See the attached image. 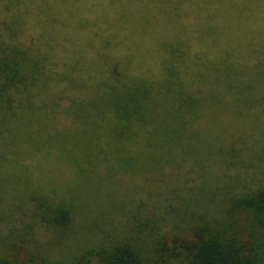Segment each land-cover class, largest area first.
Listing matches in <instances>:
<instances>
[{
  "label": "rangeland",
  "instance_id": "rangeland-1",
  "mask_svg": "<svg viewBox=\"0 0 264 264\" xmlns=\"http://www.w3.org/2000/svg\"><path fill=\"white\" fill-rule=\"evenodd\" d=\"M190 2L0 0V25L25 7L33 11L24 14L18 42L46 57L51 70L69 64L75 77L86 78L98 71L89 66L97 60L104 73L119 64L130 86L161 82L180 39L193 75L192 95L178 82L151 90L152 119L113 108L118 97L95 81L97 74L84 82L83 100L68 105V96L46 90L51 96L11 121L0 118V130L11 129L0 134V258L71 261L90 247L129 241L152 264L158 240L182 235L185 222L225 213L227 199L264 186V0ZM121 13L136 25L175 22L156 37L176 39L163 48L150 34L123 32ZM103 37L111 42L106 50ZM179 107L187 123L176 116ZM131 119L139 128L134 138L124 125ZM120 127L126 135L113 146ZM155 132L149 147L146 135L154 139ZM60 201L75 206L69 235L43 219Z\"/></svg>",
  "mask_w": 264,
  "mask_h": 264
},
{
  "label": "trees",
  "instance_id": "trees-1",
  "mask_svg": "<svg viewBox=\"0 0 264 264\" xmlns=\"http://www.w3.org/2000/svg\"><path fill=\"white\" fill-rule=\"evenodd\" d=\"M219 1V0H218ZM185 0H146V3H182ZM187 3H191L190 0H186ZM194 3H209L208 0H195ZM33 12L29 8L25 7V10L13 14L10 21L4 22L0 25V118L1 122L5 124L15 118L18 113L23 111L28 106H33L35 102H39L46 95L51 96L58 95L68 96L70 102L72 100H83L82 94L84 89V82L92 80L94 76L98 79L97 82L104 81L106 87L118 97L112 103L113 108L122 114L130 113H143L148 119H152L153 114L157 115L156 103L152 104L151 93L156 87L169 86L172 83L178 82L187 95H192L188 83L192 82V71L189 73L187 69L192 70L191 59L186 56V43L183 40L173 38L168 35H164L160 38L156 37L159 33L165 34L169 30H163L165 27H176L175 22L169 24V20L162 21H144L141 24H135L134 22L123 18V13L120 14L121 29L123 32H129L135 34H150L152 35L153 42L156 40L163 41V44L159 43L160 47L165 46V42L171 43L170 37L178 42L175 48H170L172 54L169 56L171 62L169 66L171 68L167 71V61L165 70L167 73L163 76L161 82L154 80L142 82L137 79L136 84L131 85L132 82L129 75L120 69L119 64H114L113 69H109V72L104 73L102 65L97 60L92 61L89 66L98 69L96 73L88 74L86 78H77L73 74V69L69 64H66L64 70L61 72L57 70H51L47 68V58L33 53V50L26 47L24 44L19 43L18 39L21 33L26 27V21H24V14ZM124 19V21H123ZM126 20V21H125ZM182 28L183 25H182ZM53 29V27H51ZM53 34L47 33L46 36ZM172 35V34H171ZM117 36V35H115ZM155 37V38H154ZM102 38V37H100ZM101 40L103 48L106 50L110 47L111 42ZM133 45V44H131ZM89 46V45H88ZM183 48V52L179 50ZM87 47V44L86 46ZM135 50L133 52L139 54L138 47L133 46ZM164 48V47H163ZM167 52V50H165ZM99 58L102 50L98 51ZM183 53V54H182ZM196 51L193 56L200 55ZM192 56V57H193ZM178 58V60H177ZM163 64V63H162ZM178 65V66H176ZM183 65V68L181 66ZM97 67V68H96ZM175 69L177 73L171 72ZM103 69V70H101ZM91 72V71H89ZM191 76L189 77V75ZM184 75V76H183ZM189 77L184 79V77ZM140 81V82H138ZM62 82H66L67 86L63 91H55L59 89ZM163 85L157 86L158 83ZM72 83H79V87L72 86ZM101 86L104 85L100 82ZM133 84V82H132ZM47 85V86H46ZM121 89L130 87L127 92H118L117 88ZM106 89V91L108 90ZM52 92L51 94L47 91ZM71 90H75L77 95L66 94ZM152 90V92H151ZM66 94V95H65ZM125 95V96H124ZM124 96V97H123ZM41 98V99H37ZM126 99L127 102L120 104V99ZM60 104V103H59ZM66 105V106H68ZM122 105L124 108L120 107ZM183 110L182 103L180 104ZM180 107L176 109V116L180 120H184V123L189 121L186 118V110L180 111ZM152 116V117H151ZM134 119L129 122H124V125L129 127L131 137H136L139 134V128L136 129L132 125ZM131 123V124H130ZM140 129H143L142 127ZM10 130L1 129L10 134ZM120 127L117 130V140L112 142L114 144H121V139L126 135L125 130ZM116 133V134H117ZM156 133V132H155ZM158 133V132H157ZM156 133V134H157ZM125 134V135H123ZM151 134V133H148ZM155 134V135H156ZM129 135V134H128ZM129 135V136H130ZM159 137V133L155 138H149L146 135V142L149 147H152L155 143V139ZM133 137V138H134ZM119 141V142H118ZM228 205V211L220 213L217 216H211L208 212L200 217L196 223H186V228L183 230V234L180 236H172L170 239L164 238L158 240L156 244V257L152 264H264V186L250 193H242L237 197H230V199L224 202ZM58 204V205H57ZM52 203L48 218L43 215L45 222L49 223L51 227L64 229V233L69 235L72 221L74 207L72 203L60 201L59 203ZM242 220L240 219V217ZM151 262L145 256L143 247H139L135 243L129 241H121L111 243L108 245H97L83 250L74 258L68 261H54L46 258L36 259L29 257L24 261L18 262L7 258H0V264H150Z\"/></svg>",
  "mask_w": 264,
  "mask_h": 264
}]
</instances>
